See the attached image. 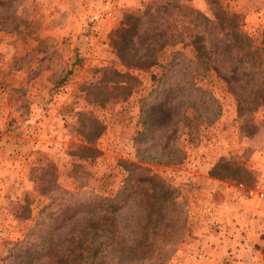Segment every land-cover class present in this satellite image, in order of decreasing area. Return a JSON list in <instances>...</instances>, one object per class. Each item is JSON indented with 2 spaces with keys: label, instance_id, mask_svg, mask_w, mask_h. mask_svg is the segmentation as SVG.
Instances as JSON below:
<instances>
[{
  "label": "rangeland",
  "instance_id": "374dc122",
  "mask_svg": "<svg viewBox=\"0 0 264 264\" xmlns=\"http://www.w3.org/2000/svg\"><path fill=\"white\" fill-rule=\"evenodd\" d=\"M101 2L77 45L41 0H0L1 60L27 69L38 97L23 109L20 88L21 115L11 105L0 116V264H56L104 209L59 228L44 255L53 217L141 172L162 190L146 185L112 214L127 255L97 232L86 264H223L225 238L245 230L264 264V198L248 195L264 192V0Z\"/></svg>",
  "mask_w": 264,
  "mask_h": 264
},
{
  "label": "trees",
  "instance_id": "16d2710c",
  "mask_svg": "<svg viewBox=\"0 0 264 264\" xmlns=\"http://www.w3.org/2000/svg\"><path fill=\"white\" fill-rule=\"evenodd\" d=\"M229 22H233L234 18L227 19ZM230 36L234 42L235 47L240 52V57L243 58L244 50L248 49L247 40L243 36V33L240 32L238 25L233 26V29L230 32ZM252 67V63L250 64ZM137 175L140 177L137 178ZM135 174L131 176L124 186V188L117 193L115 196H93L89 198L88 201L83 202H76L71 203L70 205L66 206L61 212L56 214L53 218V222L49 226V231L46 234L47 239L45 241H41V247L43 244L45 247L44 255L50 254V252L56 247V243L52 242L55 236L56 231L63 227L67 222L77 216L80 212H84L87 214H91L98 208L104 209V212L101 213L97 219L94 221L87 220L84 224L83 228L77 230L76 235L73 237L72 241L66 248L61 258L56 260L54 263H61V264H86L87 263V253H88V246H92L93 241L88 240L86 235H93L95 236L97 232H100L101 235H106V238L111 240L114 246L121 248L122 253L127 255L128 250L130 249L124 243V238L121 235L119 228L117 227L116 218L113 213L117 210L122 208L128 203V200L134 197L136 193H142L145 190L146 185H152V187L159 188L162 190L160 182L157 180L155 176H148L146 172H141L139 174ZM135 187L133 186L132 183ZM157 204V202H156ZM156 214H160L158 210ZM90 224L89 227H86ZM42 239V238H41ZM117 240V241H115ZM46 243V244H45ZM138 244V246H140Z\"/></svg>",
  "mask_w": 264,
  "mask_h": 264
},
{
  "label": "crops",
  "instance_id": "0c3cea01",
  "mask_svg": "<svg viewBox=\"0 0 264 264\" xmlns=\"http://www.w3.org/2000/svg\"><path fill=\"white\" fill-rule=\"evenodd\" d=\"M44 4V12L47 13L46 16H65L66 23L63 25L61 29V33L65 36L69 37L71 36L75 43L77 45H81L84 42L85 35L82 34V30H84L83 24L87 21V19H93L98 17L94 9V6L100 5L102 2L101 0H41ZM107 1L106 4H108ZM114 5V1L112 2ZM124 3V2H123ZM42 5V4H41ZM125 5V3H124ZM123 5V6H124ZM122 6V7H123ZM114 7V6H113ZM38 11L33 12L34 16L36 17ZM109 12V11H108ZM103 12V16L107 19H110L112 21L116 20V17L120 15L119 10L117 7L113 9V13L116 15V17H111L108 14L113 15L111 12ZM254 16H259L261 19H264V11L258 10L255 11ZM86 19V21H85ZM78 47V46H77ZM3 53V52H0ZM6 53V52H5ZM16 67L15 69H7L6 64L3 63L0 57V116L2 114H6V110L9 111L10 109L7 107L14 105V114L21 115L22 113V101L26 102L25 95L19 96L17 91L18 89L22 88L25 89L27 94V103L23 105V109L31 110L34 106H36L38 97L35 96L32 91V84L34 79L30 80L29 72L24 67L20 68ZM15 92L13 96L7 95L6 92ZM80 97V96H79ZM13 103V104H11ZM33 105V107H32ZM2 113V114H1ZM30 114V113H29ZM32 114V113H31ZM226 195V192H225ZM226 202V199H225ZM225 207L226 203H225ZM235 215V214H234ZM236 223H238V216L236 218ZM236 235L239 236L241 231L244 229L243 227H235ZM241 230V231H240ZM246 231V230H245ZM233 231L230 230V233ZM236 238H233L234 240H237ZM229 242V239L225 238V244L224 247L226 248L227 243ZM218 246V243L215 244ZM253 245V244H252ZM214 249H218L219 247H216ZM212 247H210V251L214 250ZM226 250V249H225Z\"/></svg>",
  "mask_w": 264,
  "mask_h": 264
},
{
  "label": "built area",
  "instance_id": "2783aa9c",
  "mask_svg": "<svg viewBox=\"0 0 264 264\" xmlns=\"http://www.w3.org/2000/svg\"><path fill=\"white\" fill-rule=\"evenodd\" d=\"M120 5L123 6V3H121ZM109 11V12H108ZM106 12L108 13H112L108 14L111 17H116V15L113 13V10H108ZM119 17V16H118ZM258 187H260L259 185H257ZM248 195L249 196H254L257 199H262L264 198V192H262L260 189H249L248 190ZM240 219H243V215L240 216ZM215 228L217 229V231L222 232L223 227L220 226V224L215 220ZM229 234V227L227 225H225V235ZM202 243V244H201ZM201 245L199 244V249L197 250L196 253V258L200 259L203 258V256H205L204 252H203V241H201ZM244 253V254H243ZM245 258H249L250 260H252L253 264H258V255L255 251L254 248L251 247V245L249 244V241L247 239L246 233L244 231V233L241 235L239 241L237 240L236 242H233L232 238H229V242L226 245V256H225V262L223 264H237L243 260H245Z\"/></svg>",
  "mask_w": 264,
  "mask_h": 264
}]
</instances>
